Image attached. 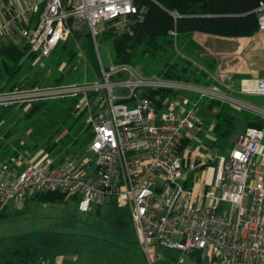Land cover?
<instances>
[{
    "label": "built area",
    "instance_id": "1",
    "mask_svg": "<svg viewBox=\"0 0 264 264\" xmlns=\"http://www.w3.org/2000/svg\"><path fill=\"white\" fill-rule=\"evenodd\" d=\"M139 1L0 0V43L23 41L37 62L83 29L95 38L103 23L118 27L131 17L141 18L147 8ZM257 11L264 30V1ZM171 14L176 22L182 16L177 10ZM171 33L177 39V29ZM214 78L220 86L145 75L127 63L106 69L101 62L100 77L93 80L0 90V106L7 107L79 98L76 109L87 110L92 132L88 149L93 153L88 160L69 158L60 164L44 157L20 169L17 157L0 161L1 206L66 192L78 197L80 210L89 212L94 203L110 198L128 209L152 264L156 245L181 252L177 263L198 250L221 264H264V122L241 131L227 154L215 152L206 143L213 137L199 101L191 97L218 99L264 121V78L244 81L239 90L231 88L233 77L226 73ZM143 88L178 94H169L158 108L139 95ZM236 91L262 96L263 105L233 95ZM193 140L205 157L193 155ZM206 170L204 180L200 173ZM33 264L66 263L40 258Z\"/></svg>",
    "mask_w": 264,
    "mask_h": 264
},
{
    "label": "rangeland",
    "instance_id": "2",
    "mask_svg": "<svg viewBox=\"0 0 264 264\" xmlns=\"http://www.w3.org/2000/svg\"><path fill=\"white\" fill-rule=\"evenodd\" d=\"M144 7L147 8L146 5ZM122 27L123 25H118L120 30ZM105 28L106 23L101 24L98 27V34L95 38L87 29L71 35L65 42L69 43L68 48L73 50V52L67 51L58 67L54 64L58 54L53 58L37 62L35 58L30 60V57H28L29 60L25 70L20 76V84L16 87L49 84L57 78H62L65 81L64 83L99 78L101 62L109 66L115 64L113 62L111 44L99 42L97 38ZM87 34H90L93 39L99 66L93 63L87 53V40H85ZM204 34L200 32L194 34L195 40L203 44V50L199 51L194 58L193 62L195 65L201 66L200 62L204 57H213L219 63V68H217L219 73L226 70H235L237 72L247 70L246 72H249L251 68L256 70L264 68V31H259L255 36V39H262L263 46H260L254 52L251 50L245 52L241 47L235 49L236 41L244 38L238 37L235 40L233 37L230 39L231 37ZM3 42L6 44L13 43L25 48L28 54H31L28 47H25L26 45L21 40L14 41L9 39L1 43ZM232 51L235 54L226 59L228 57L226 53ZM208 52H212L214 56ZM248 58L251 59L252 64L247 61ZM134 66L144 73L142 64ZM26 81H29V83L26 86H21ZM213 88L222 92L217 87ZM231 88L234 90H239L240 88L235 84L234 78L231 80ZM225 95H228V92ZM233 95L252 104L263 105L262 96H244L237 91ZM192 97L195 96L192 95ZM192 99L195 100L194 98ZM43 102L36 103L40 105ZM30 108L31 105L29 104L15 105L12 110H8L4 116L0 117L1 159L5 158L3 160H7L13 157L10 155L9 150L12 149V145H15L17 141L33 145L36 143L34 136L30 135L33 127H28L31 125V121L38 114L40 115L41 111L27 119L26 114ZM76 110V113L79 114L82 109ZM86 116V114H83L72 129L64 125L62 131L55 135L51 142H47L45 139L39 140L41 142L39 146L48 149L56 142L57 146L55 144L52 149L58 148L61 139L70 131V137L57 151L62 152L65 157L70 159L84 158L88 160L92 158L93 153L88 149L89 142L84 140L92 134L90 127L86 123ZM245 127V123H241L238 126L233 135L234 142ZM191 146L193 155L198 154L201 157H205L204 151H200L201 144L197 140H193ZM208 147L211 148L209 145ZM230 149V147H227L214 151L227 154ZM94 165L95 163H93L92 170ZM207 172L208 170L200 173L203 175L204 180H206ZM200 187L201 184L198 183L197 190ZM108 199L107 202L109 201ZM97 205L95 204L91 211L84 212L80 210L79 203L73 198V194L69 193L63 201L43 202L30 200L26 204V201L20 200L9 203L4 209L0 207V264L15 259L14 252L25 250L27 246L32 248L34 256L37 258L33 263L40 258H47L53 262H66V264H152L147 253L142 248L136 226L131 220L121 216V213L125 212V210L118 208V213H116L115 209L117 206L113 203H103L99 208ZM154 252L156 256L154 264H221L219 260L213 261L211 255L206 258L199 251L194 255L185 253L182 263H177L181 256V252L177 250L156 245ZM201 254L202 261L199 260Z\"/></svg>",
    "mask_w": 264,
    "mask_h": 264
},
{
    "label": "trees",
    "instance_id": "3",
    "mask_svg": "<svg viewBox=\"0 0 264 264\" xmlns=\"http://www.w3.org/2000/svg\"><path fill=\"white\" fill-rule=\"evenodd\" d=\"M262 1L264 0H140L141 5L147 7V11L141 18H129L121 30L112 22H107L106 28L97 38L99 42L111 44L115 64L127 63L133 66L142 64L145 75H158L167 79L205 86H220L214 78L219 74L218 61L215 58L204 57L200 62L201 66L194 64L195 56L203 50V46L195 40L194 34L200 32L231 38L254 35L260 29L257 8ZM174 10L182 15L177 22L171 14V11ZM175 28L179 33L177 39L171 33ZM85 40H87L88 55L93 63L99 66L91 35L87 34ZM176 40H178L177 44ZM68 44V42H63L58 45L52 55L46 59L53 58L58 54L54 61L55 66L58 67L64 54L67 51L73 52L68 48ZM0 45L2 56L0 60V79L2 81L0 90L12 89L20 84V76L25 70L28 57L30 60L34 59L35 54H28L27 49L13 43L3 42ZM25 57L27 59L24 60ZM109 67V65H105L106 69ZM64 82L62 78H57L49 84ZM28 83L29 81L23 82L21 86H26ZM169 94L174 96L178 92L168 89L143 88L139 90V95L151 98L158 108L162 107L164 99ZM158 95L161 99H158ZM193 96L195 97L191 95L192 98L199 101V112L204 120L205 128L213 137L212 140L207 141L213 151L227 147L232 148L235 144L234 132L241 123H245L246 127L263 125V119L247 110L218 99L208 97L199 99L198 95ZM78 101L79 98L73 97L44 101L40 105L38 103L29 104L31 108L27 111V119L41 111L40 115L38 114L28 127H33L31 135L36 139V148L41 143L39 140L45 139L47 142H51L53 137L62 131L64 125L72 129L83 114H87L86 109L81 110L79 114L76 113ZM13 107L15 105L9 106L6 112L12 110ZM69 132L61 139L59 145L67 141L70 137ZM91 139L92 134L84 140L90 142ZM54 145L57 146V143L55 142L52 146ZM68 194L66 192H50L38 194L32 198L43 201H63ZM0 207L2 208L1 204ZM118 208L120 207L117 206ZM197 252L198 250H195L190 254L194 255ZM14 256L15 259L4 264H33V261L37 259L29 246L25 250L15 251ZM199 260L202 261V254Z\"/></svg>",
    "mask_w": 264,
    "mask_h": 264
},
{
    "label": "crops",
    "instance_id": "4",
    "mask_svg": "<svg viewBox=\"0 0 264 264\" xmlns=\"http://www.w3.org/2000/svg\"><path fill=\"white\" fill-rule=\"evenodd\" d=\"M264 31L263 29H259L258 30V32L259 31ZM257 32V33H258ZM256 33V34H257ZM256 34H254V35H251V36H243V37H240V38H244L243 40L241 39H238V41H236V43H237V45H236V47H235V49H237V48H242V49H244L245 50V52L246 51H248V50H251V51H255V50H258V48L260 47V46H263V43H262V39H255V36H256ZM204 35H209V34H204ZM238 37H233V39H237ZM250 38H252V39H250ZM230 39H232V38H230ZM201 44V43H200ZM201 45H203V44H201ZM206 50H207V48H206ZM208 51V50H207ZM227 55H228V57H226V59H228L229 58V56H232V55H234L235 53H234V51H232V52H227L226 53ZM247 61L250 63V64H252V61H251V59H247ZM219 64V63H218ZM247 70H244V71H239V72H237V71H232V70H226V71H221L222 73H226L228 76H232L233 78H234V82H235V84H237L239 87L241 86V84L244 82V81H246L248 84L250 83V84H252L253 82H254V80L256 79V78H264V68H262V69H255V68H251V70H249V72H246ZM220 72V73H221ZM1 83H2V81H1V79H0V85H1ZM31 135V134H30ZM32 136V135H31ZM15 144V143H14ZM22 145H24V146H22ZM35 145H36V143H34V145L33 144H28L27 142H19V141H17V143L15 144V145H12V149L11 150H9V153H10V155L11 156H13V157H17V161H18V169H20V167H23V166H25L26 164H29V163H31V162H38L39 160H41L42 158H44V157H49V158H51V159H54L55 160V162H56V164H60L61 162H63V161H65V160H67V159H69V158H67V157H65L64 156V154L62 153V152H58L57 151V149L61 146H59L58 148H54V149H52V148H45V147H35ZM62 146H63V144H62ZM8 152V151H7ZM14 152H16V153H14ZM2 152H0V156H2V154H1ZM3 159H5V158H3ZM3 159H1L0 158V161H3ZM73 198H75L77 201H78V203H79V200H78V197L77 196H75V195H73ZM24 201H26V204L27 203H29V201L30 200H36V201H39L40 199H36V198H25V199H23ZM109 201L107 202V199L105 200V202L104 203H113L115 206H117L114 202H113V199H108ZM40 201H43V200H40ZM43 202H55V201H43ZM9 203H11V202H9ZM9 203H7L5 206H2V208L3 207H5L6 208V206L9 204ZM97 205V207L99 208L103 203H94L93 205H92V208H93V206L94 205ZM116 209H117V207H116ZM115 209V211H116V213H118V209L116 210ZM122 209H124V208H122ZM92 210V209H91ZM125 210V212H123V213H121V216L123 217V218H127V219H129V220H131L132 221V219H131V217H130V213H129V211H128V209H124ZM129 214V215H128ZM118 215V214H117ZM120 216V215H119ZM125 220V219H124ZM133 222V221H132ZM134 224V223H133ZM137 233H138V231H137ZM139 235V234H138ZM47 259V258H46ZM49 260V259H48ZM51 261V260H50ZM66 263V262H65Z\"/></svg>",
    "mask_w": 264,
    "mask_h": 264
},
{
    "label": "water",
    "instance_id": "5",
    "mask_svg": "<svg viewBox=\"0 0 264 264\" xmlns=\"http://www.w3.org/2000/svg\"><path fill=\"white\" fill-rule=\"evenodd\" d=\"M7 109V106H0V117L6 112Z\"/></svg>",
    "mask_w": 264,
    "mask_h": 264
}]
</instances>
